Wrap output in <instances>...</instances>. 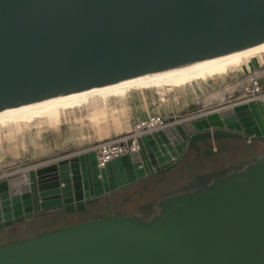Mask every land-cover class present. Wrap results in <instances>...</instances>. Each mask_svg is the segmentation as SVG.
Masks as SVG:
<instances>
[{
  "label": "water",
  "instance_id": "obj_1",
  "mask_svg": "<svg viewBox=\"0 0 264 264\" xmlns=\"http://www.w3.org/2000/svg\"><path fill=\"white\" fill-rule=\"evenodd\" d=\"M262 43L264 0H0V114ZM238 99L164 118L170 127L101 169L82 151L8 174L0 233L81 213L168 172L198 142L264 143V102ZM217 174L159 202L147 223L113 215L60 227L0 245V264H264V154Z\"/></svg>",
  "mask_w": 264,
  "mask_h": 264
},
{
  "label": "rangeland",
  "instance_id": "obj_2",
  "mask_svg": "<svg viewBox=\"0 0 264 264\" xmlns=\"http://www.w3.org/2000/svg\"><path fill=\"white\" fill-rule=\"evenodd\" d=\"M256 66L264 69V56L252 59L249 64L236 71L227 68L224 74L205 76L183 86L127 93L130 95L126 98V112L123 110L118 113L114 110L103 109L99 111V114L89 117V108L82 106L61 112L56 124H51L47 119L38 117L30 122L0 126V178L10 173L17 174L24 169L14 166L11 170L9 167L11 163L34 161L35 165L44 163L43 166H46L45 162H48L50 158L55 160L61 154L76 155L97 141L129 133L137 122L133 120L137 108L134 106L138 104L133 99L134 94H139L143 98L137 109L142 111L141 114L145 117L152 113V109L154 113H158L157 115L174 116L181 114L196 102L202 101L211 91L218 90L227 82H237L257 71ZM96 106L101 107L102 104L98 103ZM232 150L227 151L228 156L238 153V148ZM255 150L256 154L264 152V143L256 144ZM29 167L31 165L25 169ZM41 227L42 225L38 222H29L28 231L20 233L19 238H32L39 232L41 234L43 230ZM21 229L22 227H17V231ZM45 232H48L47 229L42 233Z\"/></svg>",
  "mask_w": 264,
  "mask_h": 264
},
{
  "label": "flooded vegetation",
  "instance_id": "obj_3",
  "mask_svg": "<svg viewBox=\"0 0 264 264\" xmlns=\"http://www.w3.org/2000/svg\"><path fill=\"white\" fill-rule=\"evenodd\" d=\"M254 143L261 142L253 141L250 145L241 139L198 142V149L188 147L184 157L164 174H156L111 196L99 198L87 204L81 213L66 215L62 210L49 213H57L60 216L61 227L113 215L131 217L140 223H147L159 214V202L179 194L202 190L204 186H209L210 181L224 178L217 172L251 162L257 155L264 154V152L256 154L253 150V155L242 161L239 155L225 157L220 154V151H233V148L251 147ZM40 215L33 216L15 225L14 228H8L3 234L0 233V245L23 239L24 237L19 238L20 233L28 231L29 222L39 223ZM18 226L22 227L20 231H17Z\"/></svg>",
  "mask_w": 264,
  "mask_h": 264
},
{
  "label": "bare ground",
  "instance_id": "obj_4",
  "mask_svg": "<svg viewBox=\"0 0 264 264\" xmlns=\"http://www.w3.org/2000/svg\"><path fill=\"white\" fill-rule=\"evenodd\" d=\"M262 56H264V43L199 63L119 82L96 89L65 95L41 103L1 113L0 126H6L8 124L17 125L23 122H30L38 117H43L47 119L49 123L56 124L59 121L60 113H64L63 111L68 109L82 106L97 107L96 105L98 103L106 106L107 102L111 98L120 101L125 94L133 93L139 90L146 91L147 89L161 88L171 89L173 87L183 86L195 79H202L205 76L224 74L227 68H232L236 71L240 67L249 64L252 59ZM256 88L264 91V69L254 71L250 75L239 79L237 82H227L217 91H211L206 98L202 99L201 102L187 107V109L183 112L188 113L199 109H208L210 106L224 103L226 101L239 98L240 96L244 98L251 93V89L255 91ZM260 96L261 95L254 96L255 99L252 101L261 102L262 99L260 98ZM243 98L242 100L238 99V101H244L246 103L247 101H249ZM97 108L93 109L96 115L100 110ZM32 164H34V161H19L16 164H9V167L12 168L14 166H17L19 168H24L23 170H28L30 167L27 169H25V167ZM97 167L98 169H101L99 166ZM7 175L3 176V178Z\"/></svg>",
  "mask_w": 264,
  "mask_h": 264
},
{
  "label": "built area",
  "instance_id": "obj_5",
  "mask_svg": "<svg viewBox=\"0 0 264 264\" xmlns=\"http://www.w3.org/2000/svg\"><path fill=\"white\" fill-rule=\"evenodd\" d=\"M261 95L260 98L264 102V91L255 89L251 91L249 96L244 97L246 100H254V96ZM201 101L196 102L198 104ZM174 117L173 115H150L144 120L137 121L132 130L124 135L115 136L110 139L97 141L88 147L85 152L94 153L96 156L97 166L103 168L106 163L124 155L136 153L139 151L138 141L146 136L162 131L170 124H164L163 119Z\"/></svg>",
  "mask_w": 264,
  "mask_h": 264
},
{
  "label": "crops",
  "instance_id": "obj_6",
  "mask_svg": "<svg viewBox=\"0 0 264 264\" xmlns=\"http://www.w3.org/2000/svg\"><path fill=\"white\" fill-rule=\"evenodd\" d=\"M255 69L256 70H263V69H260L258 66H256L255 67ZM220 88V87H219ZM214 91H217V90H214ZM132 94V93H131ZM128 95H130V94H125L124 96H123V98L119 101V100H117V99H114V98H111V99H109V101L107 102V104H106V106L105 105H102L101 107H99L98 106V108L97 107H86V108H89V110H90V115H89V117H92L93 115H96L95 114V112H94V108H97V109H100L99 111H101V110H103V109H108V110H114L115 112H121V111H123L124 110V112H126V110H127V106H126V98H127V96ZM142 97H140V95L139 94H134V97H133V99L138 103L137 105L135 104V106L134 107H139L140 106V102H141V100L143 99H141ZM242 96H240L239 97V100H242ZM219 105V104H218ZM86 108H83V109H86ZM136 108V110H135V113H134V118H133V120H137V121H140V120H144V119H146L148 116H150V115H157L158 113H154L153 112V109L151 110V112L152 113H150L149 115H146V117L144 116V115H142L141 113H142V111H140V110H138ZM72 113H74V112H72ZM99 114V113H98ZM178 115V114H177ZM174 116H176V115H174ZM89 117H88V119H89ZM78 154V153H77ZM51 159V160H50ZM49 159V161L48 162H45V165H49V164H51L52 163V158H50ZM11 170L12 169H14V167H12V168H10ZM4 176V175H3ZM3 176H1V177H3Z\"/></svg>",
  "mask_w": 264,
  "mask_h": 264
},
{
  "label": "trees",
  "instance_id": "obj_7",
  "mask_svg": "<svg viewBox=\"0 0 264 264\" xmlns=\"http://www.w3.org/2000/svg\"><path fill=\"white\" fill-rule=\"evenodd\" d=\"M255 146H256V143L251 145V147H247V146L239 147L238 153H236L235 155H239L241 157L240 158L241 161L246 160L251 155H253V150H255ZM255 153H256V150H255ZM220 154H222L225 157H230V155L228 156L227 151H220ZM38 219H39L40 225H42L41 227L43 229L42 231L47 229L48 232H51V231L57 230L58 228L62 226V220L57 213H49L46 215H40Z\"/></svg>",
  "mask_w": 264,
  "mask_h": 264
}]
</instances>
